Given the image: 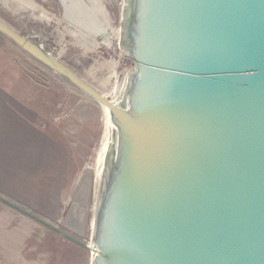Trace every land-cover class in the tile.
Masks as SVG:
<instances>
[{"label": "water", "instance_id": "obj_1", "mask_svg": "<svg viewBox=\"0 0 264 264\" xmlns=\"http://www.w3.org/2000/svg\"><path fill=\"white\" fill-rule=\"evenodd\" d=\"M0 32L107 107L91 264H264V0H124L133 61L110 99L0 18Z\"/></svg>", "mask_w": 264, "mask_h": 264}, {"label": "rangeland", "instance_id": "obj_2", "mask_svg": "<svg viewBox=\"0 0 264 264\" xmlns=\"http://www.w3.org/2000/svg\"><path fill=\"white\" fill-rule=\"evenodd\" d=\"M124 0H0V18L114 97L133 65L117 38ZM106 122L101 107L0 32V195L91 243L95 212L77 202ZM72 208L85 236L64 227ZM0 264H91V252L0 200Z\"/></svg>", "mask_w": 264, "mask_h": 264}, {"label": "bare ground", "instance_id": "obj_3", "mask_svg": "<svg viewBox=\"0 0 264 264\" xmlns=\"http://www.w3.org/2000/svg\"><path fill=\"white\" fill-rule=\"evenodd\" d=\"M120 32H121V28H120V30H118V34H117L118 41L120 40ZM58 58H59V56H58ZM60 59L61 58H59V60ZM77 75L81 79H83L85 82H87L89 85H91L96 90H98L100 93H102L103 95L109 97L110 99L113 98V96L110 97L108 92L105 90L106 87L104 86L103 82L101 83L100 81H95V80L91 81V80L88 79V77H86L84 75H80L78 73H77ZM116 89H117V87H114L113 91L116 92ZM89 98H91V97L89 96ZM98 105L101 107V109L103 110V113H104V119H105V122H106V132L104 134V139H103L101 150H100L101 155H100L98 169H97V181H96L97 183H98V176H99V172H100V167H101V162H102L104 149H105L106 142H107V139H108V135H109V132H110V121H109L108 109H107V107H105L103 105H100L99 103H98ZM93 184H94L93 172L87 171L86 174L81 178V181L79 183L78 196L76 197V200H77L78 203H80V204H82V205H84L85 207L88 208L90 206V201H91V197H92V194H93V196L95 198V204H94L92 209L95 212L97 185H96V189H95V191L93 193ZM63 225H64V227H67L73 233H76L79 236H85L87 231H88V229H89L88 217L86 215L84 217H82L80 212H78V213L76 212L75 208H72L71 211L68 213V216L63 221ZM93 226H94V223H92L91 228Z\"/></svg>", "mask_w": 264, "mask_h": 264}]
</instances>
